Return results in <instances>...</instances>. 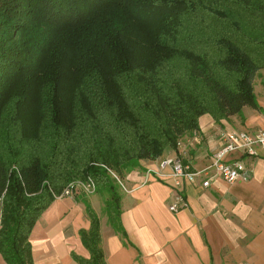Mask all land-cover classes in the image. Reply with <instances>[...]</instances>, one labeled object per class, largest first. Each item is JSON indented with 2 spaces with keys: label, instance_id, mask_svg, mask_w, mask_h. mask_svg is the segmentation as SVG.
I'll use <instances>...</instances> for the list:
<instances>
[{
  "label": "trees",
  "instance_id": "trees-1",
  "mask_svg": "<svg viewBox=\"0 0 264 264\" xmlns=\"http://www.w3.org/2000/svg\"><path fill=\"white\" fill-rule=\"evenodd\" d=\"M264 0H0V254L34 264L31 234L65 188L155 161L199 119L254 107ZM80 236L104 264L100 221Z\"/></svg>",
  "mask_w": 264,
  "mask_h": 264
},
{
  "label": "crops",
  "instance_id": "crops-1",
  "mask_svg": "<svg viewBox=\"0 0 264 264\" xmlns=\"http://www.w3.org/2000/svg\"><path fill=\"white\" fill-rule=\"evenodd\" d=\"M254 98L256 106L235 116L216 121L203 115L199 130L183 137L177 150L169 148L155 161L135 162L124 170L120 182H112L119 224L100 216L107 202L115 204L105 187L92 196L55 200L30 237L34 264H78L73 255L90 260L80 236L91 226L87 206L100 221L104 264H264V156L251 159L235 152L226 157L251 171L248 181L228 184L212 177L205 188L207 178L201 176L179 192L170 169H158L160 160L179 155L191 171H202L226 139L264 130V68L256 74ZM177 193L186 206L172 212ZM1 217L0 203V227ZM0 264H7L1 254Z\"/></svg>",
  "mask_w": 264,
  "mask_h": 264
},
{
  "label": "built area",
  "instance_id": "built-area-1",
  "mask_svg": "<svg viewBox=\"0 0 264 264\" xmlns=\"http://www.w3.org/2000/svg\"><path fill=\"white\" fill-rule=\"evenodd\" d=\"M235 152H240L251 159H259L264 156V130L255 133L240 132L226 139L223 147L214 155L212 164L202 171H191L189 164L185 163L184 158L179 155L160 160L158 169L161 172L170 169L177 192H179L185 182L195 183L201 176L207 178L202 184L205 188L210 185V179L212 177H218L228 184H234L238 181H248L251 178V171L241 162L225 161L228 155L234 154ZM110 174L117 182H120L117 174L114 172H110ZM96 192L97 185L89 177L85 180H77L71 183L60 195H55V198L57 200L74 198L79 195L92 196ZM182 206H186V204L179 193H177L174 203L170 206V210L177 212Z\"/></svg>",
  "mask_w": 264,
  "mask_h": 264
},
{
  "label": "rangeland",
  "instance_id": "rangeland-1",
  "mask_svg": "<svg viewBox=\"0 0 264 264\" xmlns=\"http://www.w3.org/2000/svg\"><path fill=\"white\" fill-rule=\"evenodd\" d=\"M117 193L119 194L118 186H117ZM97 196H99V193L97 194ZM99 212H100V216L103 220H105L107 218L108 220L110 219L111 222H113L115 224H119L120 209L111 201L107 202L105 205V209L104 210L100 209Z\"/></svg>",
  "mask_w": 264,
  "mask_h": 264
}]
</instances>
